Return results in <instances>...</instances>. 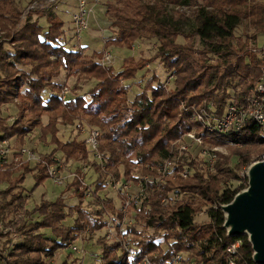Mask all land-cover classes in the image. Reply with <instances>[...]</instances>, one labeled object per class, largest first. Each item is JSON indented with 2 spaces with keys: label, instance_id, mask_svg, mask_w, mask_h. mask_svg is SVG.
<instances>
[{
  "label": "trees",
  "instance_id": "obj_1",
  "mask_svg": "<svg viewBox=\"0 0 264 264\" xmlns=\"http://www.w3.org/2000/svg\"><path fill=\"white\" fill-rule=\"evenodd\" d=\"M55 5L51 2L29 7L20 22L23 7L16 0H0V28L8 36L0 40V111L3 104L18 99L17 113L11 122L0 114V133L16 135V142L21 144L38 124L42 112L63 107L71 114L82 113L102 131L98 149L104 167L91 162L98 173L95 190H100L108 174L137 180L139 175L133 170L137 162L141 164L140 174H155L168 155L171 142L193 129L202 136L203 144L225 146L226 151L215 150L212 168L206 158L183 152L176 167L192 168L191 175L168 178L158 185L151 181L130 227L133 244L155 264H165L173 252L180 250L193 256L191 264H230V257L234 264H259L252 259V248L245 234L226 235L221 226L220 205L246 185V177L240 171L264 152L261 127L249 120L239 129L223 134L208 130L193 115L201 108L207 109L209 102L213 103L214 113L222 114L227 102L241 103L259 77L263 60L255 47H249V42L256 33L264 31V0H106L105 12L113 31L105 39V46L131 47L141 36L157 40L152 55L138 58L126 55L117 70L113 65L101 63L102 51L84 55L80 49H70L58 42L64 32V21ZM39 17L45 18V25L39 22ZM243 21L253 29L245 38L235 33L236 26ZM178 36L184 41H178ZM5 42L11 45L10 49ZM51 55L56 58L52 60ZM156 58L166 72L173 73L172 83L165 84L163 78L152 72L141 90L129 99L124 80L133 78ZM53 62L72 68L79 78L95 79L86 91L88 97L77 92L62 100L61 86L51 81ZM46 87L51 91L44 98L42 90ZM79 87L77 82L73 86ZM40 130L42 138L49 134V142L54 144L52 150L42 154L47 161L57 150L64 160L87 157L82 139L58 137L54 118H49ZM28 172L35 175L34 186L48 178L44 164L23 163L0 171V181L6 182L0 188V218L9 219L17 210H22L25 217L20 218L16 228L20 241L7 255L0 250L5 264H50L54 251L69 238L100 229L104 223L102 207L88 210L82 206L83 191L77 188V181L70 185H75L72 192L80 198L78 203L68 205L58 195L53 199L41 198L32 208H26L25 197L17 189ZM238 178L245 182L231 187L229 180ZM173 190L184 194L172 203L162 204V197ZM94 194L99 201V195L95 191ZM103 205L114 209L108 197ZM205 205L209 217L196 220L198 210ZM74 211L77 216L73 225L64 224L63 220ZM32 213L38 217L28 220ZM43 228L52 235L45 234ZM3 235L7 243L8 233L0 232V238ZM237 240L240 241L237 251L228 252L227 246ZM97 242L101 245V257L96 264L124 263L116 251L117 244L98 235ZM60 264L78 263L64 259Z\"/></svg>",
  "mask_w": 264,
  "mask_h": 264
},
{
  "label": "built area",
  "instance_id": "obj_2",
  "mask_svg": "<svg viewBox=\"0 0 264 264\" xmlns=\"http://www.w3.org/2000/svg\"><path fill=\"white\" fill-rule=\"evenodd\" d=\"M51 1L52 0L34 1V4H31L28 8L34 6L38 7L41 4H49ZM92 10V5L89 6L85 0H78L77 8L72 13L71 17V35L74 38H81L82 31L88 27V17ZM255 49L263 60L261 72L254 84L250 86L243 101L241 103H237L234 100L227 102L222 114L214 113L212 102L208 103L207 109L201 108L195 111L193 117L200 120L208 130H216L219 133L225 134L230 129H239L247 121L254 120L260 125L261 132L264 134V43L262 46H256ZM113 60V53L109 49H104L100 57L101 63L104 65H111ZM172 75L173 73L171 72L170 77ZM67 91L68 88L65 85L60 89L59 96L62 100L67 99L65 96ZM81 129L83 133L81 139L88 150L89 161L86 160L83 163H79L80 166H75L76 170L64 174L61 170L65 168L61 156L53 153L50 157L51 161H47L42 154L48 152H42L34 145L27 144L26 142L18 144L16 142V135L3 136L0 133V171L13 169L23 163L29 166L44 164L47 167L48 178H51L53 183L64 186L66 180L71 182L77 181V188L83 191V198H96L97 200L94 194L95 191L100 198L99 201H97L98 207L103 208L102 217L104 223L100 229L90 231V233L93 234L102 230L99 234H101L107 242L117 244L116 251L118 255L121 256L124 262L123 264H155L147 253L139 251L138 248L134 246L132 239L133 233L130 230V227L135 221L134 214L136 210L141 207L143 198L149 191L150 182L155 181V184L158 185L160 182H166L168 178H176L178 175L185 177L190 172L191 168L183 166L182 169H178L176 166L177 160L181 154L189 150V145H196L200 148L203 147L202 153L207 155L206 159L208 165L212 168L215 150L219 149L220 146L206 147L203 144L202 136L196 134L195 131L191 129L171 142L169 153L157 167V172L155 174L149 172L143 173L142 175L138 174L139 177L137 180L126 178L125 176L116 177L112 174H108V185L115 191V194L113 196H106L101 195L99 190H95V187L91 185L90 180L86 177V173L90 167H92V165H90L92 161L104 167L102 152L98 149L99 138L102 131L97 126L89 125L82 126ZM138 164L139 163H136L133 166V170H136L135 168ZM245 168L246 166L240 171L241 175L244 177H246ZM74 188L75 185L70 186V190L73 191ZM183 194V191H170L168 195L162 197L161 202L164 205L172 203L174 200L180 199ZM106 197L111 199L114 206L113 210L103 205V200ZM212 205L216 206L215 203ZM201 212L202 209L200 208L197 214ZM22 217H24L23 211L17 210L9 219L0 218V232L4 234L9 232V230L12 231L15 227L19 226L18 221ZM12 234L8 246H13L17 242L18 235L15 232ZM72 238L68 239L66 245H72ZM239 245L240 241L237 240L227 246V251L235 253ZM72 247L74 249L76 248L75 245H72ZM99 252H101V250ZM184 252L183 250L173 252L165 264H179L184 257ZM229 263L234 264L232 257H230Z\"/></svg>",
  "mask_w": 264,
  "mask_h": 264
},
{
  "label": "rangeland",
  "instance_id": "obj_3",
  "mask_svg": "<svg viewBox=\"0 0 264 264\" xmlns=\"http://www.w3.org/2000/svg\"><path fill=\"white\" fill-rule=\"evenodd\" d=\"M21 7H23V13L21 14L20 22L24 20L25 12L28 10V6L31 4H34V1H42V0H32L29 2V0H16ZM75 0H52L51 2L55 3V11L59 8L66 9L67 11H73L71 8L74 6ZM78 1V0H77ZM87 3H90L91 1L97 2V4H93L94 7V13L93 16L96 15V17L90 16L88 17V27L82 31L81 38L76 39L74 38L71 33L68 31L69 24L65 25L63 27V34L59 38L58 42L63 43L67 48L70 49H80L84 55L91 54L94 50L103 51L104 49H109L113 55L114 60L111 62L115 70L119 69L122 66L123 58L126 55L132 54L136 58L140 56H150L155 52L157 40L154 37H147V36H141L135 39L131 47H125V46H117V45H104L105 39L112 33L113 26L111 24L110 19L108 18V15L105 12V2L106 0H85ZM89 1V2H88ZM74 2V3H73ZM70 5V6H68ZM37 8V6H34ZM187 10H190V8H187ZM59 16L60 14L64 17H66V14H63L61 10L56 11ZM69 12V15H70ZM72 17V16H71ZM39 22L43 25L46 24L44 17H39ZM64 21V20H63ZM72 22V19H70ZM66 23H69V17L68 19H65ZM253 29L248 27L247 23L243 21L235 28V33L242 38H245L247 35H251ZM5 29L0 28V40H6L8 36ZM11 32V31H9ZM178 41H184L182 36L177 37ZM251 42V43H250ZM249 42V47L253 46H262L264 43V31L258 32L255 34V36L252 38ZM5 47L11 48L10 44L8 42L4 43ZM52 60L56 58V55H51ZM50 68L52 69L53 74L51 75V81L58 83L62 89V87L65 85L68 88V91L66 92L65 96L68 98L69 96H72L74 93H84L86 97H88V94L86 91L88 88L95 83V79H84L79 78L78 73L74 72L72 68L64 67L61 64H58L56 62H53L50 65ZM155 73L159 76V78H163L164 81H166L165 84H171L174 78V75L170 77L171 72L165 71V67L163 64L159 61L158 58L153 60L152 62L148 63L143 69H140L138 73L130 79L124 80V84L126 87H128V94L127 97L129 99L133 98L134 94L141 90L143 84L145 83L146 79L150 76L151 73ZM163 81V82H164ZM78 83L80 85L79 88L74 89L73 86L75 83ZM50 87H46L42 90V96L44 98H47L49 92L51 89ZM59 89V92H60ZM15 101L8 102L2 105L0 114L1 116L5 117L9 122H11L16 113H17V105H18V99L15 98ZM49 118H54L56 121V127H57V135L61 140L71 139V138H78L81 139L83 136L82 134V126H96L93 124H90L85 115L82 113L76 114V113H70L68 110L63 109V107H57L54 109H51L50 111H44L40 114L38 117V124L34 126L25 136V139L23 142H26L27 144L34 145L36 148H38L42 152H49L54 147L53 143L49 142V134L46 138H42L41 136V126H43ZM205 145V144H204ZM206 147H210L209 145H205ZM189 150L188 152L192 153L193 155H198L199 158H206V154H203L202 148L199 146L191 147L188 146ZM197 148L200 150L197 152ZM219 149H223L226 151L225 146H220ZM189 153V154H190ZM54 154L61 156L63 160V164L65 168L61 169L63 173L66 172L70 173L75 169V166H80L79 163H83L84 161H89V153L88 158L82 159V160H64L62 157L61 151L57 150L54 152ZM191 155V154H190ZM192 156V155H191ZM264 156V152L260 156H256L254 159L261 158ZM233 160L235 158L233 157ZM233 162V161H232ZM138 163V162H137ZM136 164V163H135ZM90 165H92L90 163ZM134 166V165H133ZM141 164L139 163L136 165V172L139 175ZM247 166V165H246ZM92 168H94L92 166ZM122 169V165L120 166ZM192 168L190 169V172L186 175L192 174ZM124 176V175H120ZM185 176V177H186ZM70 182L66 180V184L63 186L65 189H70ZM91 185L95 187L96 183L98 182L97 178L90 180ZM245 182L244 179L238 178V179H230L229 185L231 187H236L237 185ZM35 183V175L33 172H28L25 176L24 182L21 184L20 187H18L17 191L21 194H26L28 190L32 188L31 195L26 198L24 202V206L26 208H32L33 205H35L41 198L40 197L42 193L50 194L52 191L59 190V187L55 185V183L52 182L51 178H46L42 182L38 183L34 186ZM109 180L106 179L104 182V186L102 189L99 190L101 195L106 196H113L115 194V191L109 187ZM6 185V182L0 183V188L4 187ZM70 185V186H69ZM78 202L80 201V198H78ZM82 206L85 207L88 210H95L98 208V202L96 198H83L82 197ZM206 205L201 207L202 212L197 214L195 216L196 220H203L207 219L209 217L208 210L205 209ZM77 216V213L71 212L68 214V216L63 220L64 224L73 225L74 219ZM38 217L36 213H32L31 215H28V220H34ZM25 218V217H24ZM18 227V226H17ZM15 227L12 231L9 230L8 236V242L6 243V235H3L0 238V250L7 255L9 253V250L13 246H8L11 240L12 233L15 232L17 237V243L20 241L21 235L17 232ZM42 231L45 234L52 235L49 229L43 228ZM102 230L97 231L96 233L91 234L90 230H87L86 232H81L77 234V237L72 238V245H75L76 248L74 249L72 245H66V243L61 246L60 248H57L54 251L53 257H51V263L50 264H60L64 259L65 260H75V263L78 264H96L100 262L101 253L100 248L101 245L99 242H97V235L102 236L99 234ZM164 245V244H163ZM184 257L182 258V261L179 262V264H191L193 256H190V253L185 250L183 253ZM97 256V257H96ZM0 263L5 264L6 260H3L0 258Z\"/></svg>",
  "mask_w": 264,
  "mask_h": 264
},
{
  "label": "water",
  "instance_id": "obj_4",
  "mask_svg": "<svg viewBox=\"0 0 264 264\" xmlns=\"http://www.w3.org/2000/svg\"><path fill=\"white\" fill-rule=\"evenodd\" d=\"M246 185L221 203L222 228L227 236L245 234L252 248V259L264 264V156L245 168Z\"/></svg>",
  "mask_w": 264,
  "mask_h": 264
},
{
  "label": "crops",
  "instance_id": "obj_5",
  "mask_svg": "<svg viewBox=\"0 0 264 264\" xmlns=\"http://www.w3.org/2000/svg\"><path fill=\"white\" fill-rule=\"evenodd\" d=\"M75 2V4H74V6H72L71 8L73 9V11H67L66 9H62V8H59V9H57V10H61V12L63 13V14H66V17H65V15H64V17L60 14V17L65 21V19H68V17H69V23H66V22H64L63 23V27H65V25H67V24H69L68 26H66V27H68V31H69V33H71L72 32V29H71V27H72V22L70 21V19H71V16H72V13L76 10V8H77V3H78V1L77 0H75L74 1ZM73 2V3H74ZM89 2V1H88ZM89 6H91V5H93V4H97V2H94V1H91L90 3H87ZM68 6H70V5H68ZM56 9V8H55ZM56 10V11H57ZM69 12H70V15H69ZM94 13V7H93V10H92V12L89 14L90 16H93L92 14ZM89 16V17H90ZM93 17H96L97 18V16L96 15H94ZM97 175H98V173L95 171V169H93L92 167H90V169L88 170V172L86 173V177H87V179L88 180H91V179H95V177H97ZM24 182V181H23ZM56 186H58L59 187V190H56V191H52L51 192V195L49 194H46V193H42L41 194V196L40 197H45V198H48V199H53V198H55L56 196H58V195H62L63 196V198H64V201L66 202V204H68V205H72V204H76V203H78V196L75 194V193H73L72 192V190H67V189H65L62 185H57V184H55ZM32 188H33V186L31 187V189L30 190H28V192H26V194H23V196L25 197V200H26V198H28V196H30L31 195V192H32Z\"/></svg>",
  "mask_w": 264,
  "mask_h": 264
}]
</instances>
